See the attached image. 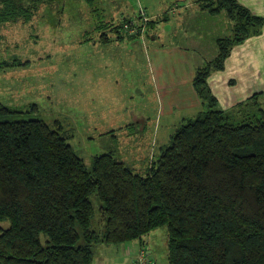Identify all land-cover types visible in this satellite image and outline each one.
<instances>
[{
  "label": "trees",
  "instance_id": "16d2710c",
  "mask_svg": "<svg viewBox=\"0 0 264 264\" xmlns=\"http://www.w3.org/2000/svg\"><path fill=\"white\" fill-rule=\"evenodd\" d=\"M191 1L199 11L224 14L231 32L217 40V56L193 81L208 111L177 130L144 168L130 171L107 154L95 157L89 172L69 144L75 131L60 119L50 126L15 118L20 113L0 105V222L9 223L0 232V264H93V246L140 242L160 228L166 229L168 264H264V115L230 124L207 83L234 48L261 34L264 19L236 0ZM40 4L0 0V24L26 28ZM121 28H112L114 39L103 32L100 43L122 41ZM22 60L0 67L34 70ZM57 84L54 78L53 87L44 88L37 77L32 101L47 96L66 104ZM76 126L87 129L85 122ZM92 195L102 204L100 233L92 229Z\"/></svg>",
  "mask_w": 264,
  "mask_h": 264
},
{
  "label": "rangeland",
  "instance_id": "374dc122",
  "mask_svg": "<svg viewBox=\"0 0 264 264\" xmlns=\"http://www.w3.org/2000/svg\"><path fill=\"white\" fill-rule=\"evenodd\" d=\"M15 1H24L27 4L30 1L38 5L44 2L37 7L35 18L26 28L12 22L0 24V63H19L14 60L23 59L22 61L31 62L34 68L33 71H23L24 68L20 65L12 69L0 67V105L20 113L14 115L15 118H37L50 126H54L55 119H60L61 124L68 131L71 126L66 122L72 114L75 115L74 117H79L77 116L78 110L84 112L88 110L92 114H95L93 110L99 111V106L102 103L95 102V107L92 110L85 106L88 101L86 88L89 86L94 95L100 96L102 95L101 89L113 90L114 87L104 86V84L109 81L106 76L116 66L137 67V69L123 71L126 74L122 76L123 79L120 83H124L121 89L114 90V94L116 93L114 101L119 105L131 100L120 95L121 92L127 94L134 91L135 100L140 99L137 97L140 95V90H134V85L139 84L140 89L146 93L144 101L147 111L153 113L156 102L153 95L154 90L150 84H154L155 75H160L158 78L165 81L162 85V94L158 90L161 121L158 120L155 124L156 132L152 138V157L156 160L159 159L161 151L171 144L177 130L189 120L200 115L197 103H202V113L208 111L195 91L193 81L196 73L203 72L207 68V63L212 62L217 56V39L231 32V23L224 14L210 15L206 11L195 12L197 10H194L195 14L189 20L187 17L184 18L183 14V24L177 27L182 28V35L176 40L177 44L182 46V61L179 63L177 59H173L172 71L166 63L169 70L162 68L161 73L159 68L153 66L151 69L145 58V53L150 45L158 44L151 42L159 35L162 45L165 48L169 46L167 23L174 27L178 19L169 11L170 8H176L172 0ZM138 3L142 4L144 8H148L153 14L146 13L144 9L139 10ZM161 19H165V21H160ZM149 22H153L151 27L148 26ZM126 24L130 26V29H135L130 34L133 35L131 38H128L130 36L127 37L121 28L120 31L124 34L122 41L108 42L107 46L100 43L99 36L103 32L107 33L110 39H114L117 35L113 34L112 28L123 27ZM106 50L109 52L110 59L105 58L102 54ZM173 57L176 58L174 55ZM104 59L109 60L106 62L107 68H104ZM63 61L66 63L65 68L62 65ZM55 67L57 69L54 74ZM96 67H100V70L104 71L100 78L91 75L92 69ZM40 75L44 88L53 87L54 78L58 79V99L65 100L66 104L55 103L52 98L49 100L47 96L44 99H38L37 103L32 101L29 89L31 85L37 83V77ZM113 95L108 98L110 109L107 122L110 126L119 123L117 117L126 118L122 117L123 111L119 105H110ZM246 111L243 114L250 116L256 109L250 106L246 108ZM243 114L239 118L241 121L232 120L231 122L235 125L242 124ZM257 114L261 117L258 109ZM84 121V119L76 120L75 125ZM159 128L160 132L157 133ZM105 140L108 139H88L78 131L75 132L73 138L69 139V144L73 152L84 161L87 170L91 172L94 158L107 155L109 148L102 145ZM108 141L110 142V140ZM108 147L110 146L108 145ZM90 201L95 211L92 229L96 233H100L103 230L102 219L99 215V208L102 204L95 195L90 197ZM8 228V222H0V232ZM147 237L149 238L147 239ZM147 237L144 239L149 241L148 247L152 252V260L156 264H168L166 229L160 228ZM46 241V237L41 235L40 242L43 246ZM78 244H83V242L80 240ZM137 247L138 241L122 246H108L99 243L93 246V264H118L116 260H119L121 264H134V258L138 253Z\"/></svg>",
  "mask_w": 264,
  "mask_h": 264
},
{
  "label": "crops",
  "instance_id": "0c3cea01",
  "mask_svg": "<svg viewBox=\"0 0 264 264\" xmlns=\"http://www.w3.org/2000/svg\"><path fill=\"white\" fill-rule=\"evenodd\" d=\"M236 1L248 9L253 15L264 19V0ZM172 3H175L176 8H170L169 11L172 12L175 17H178V19L174 27L167 23V41L169 46L165 48L162 45L159 41V35L157 39H153L151 42L158 44L150 45L145 53V58L147 59L148 65L151 66V69L154 66L155 68H159L161 73L162 68L169 70L166 63L171 67L172 71V64L174 63L172 60L177 59L179 63L182 61V46L177 44L176 40L182 35V28L177 27L183 24V14L184 18L187 17V20H189L192 18V15L195 14L194 10H197L195 12L199 11L191 0H172ZM138 9H144L146 13L153 14L148 8H144L142 4L140 5L139 3ZM138 9H136V11H138ZM158 31L159 28L157 29V32ZM228 35L220 36V38L227 37ZM102 54L105 58H109L108 50L103 51ZM173 55L176 58H174ZM107 61L109 60L104 59V68H107ZM129 69H137V67H114L111 73L106 76L109 81H106L104 84V86L108 85L114 88L113 90L101 89V96L94 95L93 90L86 85V89L88 90L86 95L88 97L87 108L92 110L95 107V102L102 103V105L99 106V111L93 110L95 114H92L88 110L85 112L79 110L77 113L79 117H74L75 115L72 114L66 124L71 126V130L78 132L79 130L76 128L75 121L84 119L87 129L83 134L88 139L92 140L97 138L110 140V142L105 140L102 143L104 147L109 148L107 154L112 155L118 162L123 163L130 171L136 172L144 168L145 165L151 164L152 161L150 156L152 157V138L156 132L155 124L158 120L161 121V116H159L160 100L158 90L162 94V85L165 81L158 78L160 75H155L157 82L153 79L154 84H150L152 90H154L153 95L156 102V108L153 113H148L147 111V106L144 101L146 93L140 89L139 84L134 85V90H140V95H137L140 99L135 100L136 96L134 91H130L127 94L121 92L120 95H124L125 98L131 100L130 102H124L119 105L114 101L116 96L114 90L121 89L124 82L120 83V81L123 79L122 76L126 74L123 71ZM103 73L104 71L103 69L100 70V67L93 68L91 71V75L98 78H100ZM207 83L212 95L217 100V110L223 111L230 120L241 121V119H239L241 114L246 113V108L250 106L255 107L256 111L250 116L243 114L244 118H247L245 120L243 118V123L260 118L257 114V109L260 111L262 117L264 115V26L260 35L251 37L234 48L229 57L225 60L223 70L211 74ZM116 85L117 88H115ZM125 86L127 85L125 84ZM110 95H113L110 105H119L123 111L122 117H126H117L119 123L111 126L107 122L109 119L108 112L110 108L108 105V98ZM251 102L253 103L250 104ZM201 105L202 103L200 102L196 105L198 106L199 114L201 112ZM230 124L235 125L232 122ZM159 132L160 128L157 133ZM108 145L110 147H108ZM148 238L149 237H147V239ZM147 239L138 242V247L136 249L138 253L142 247L147 248L149 242ZM131 249H133V247H131ZM147 249V255L152 254L150 249ZM128 252H130V250H128ZM137 255L134 258L135 260ZM116 261L118 264H121L119 260Z\"/></svg>",
  "mask_w": 264,
  "mask_h": 264
},
{
  "label": "built area",
  "instance_id": "2783aa9c",
  "mask_svg": "<svg viewBox=\"0 0 264 264\" xmlns=\"http://www.w3.org/2000/svg\"><path fill=\"white\" fill-rule=\"evenodd\" d=\"M123 30L128 34H132L134 32V29H130V26H128L127 24L123 26ZM147 252L145 250L144 247H142L137 255V258L135 260L134 264H148V260H147Z\"/></svg>",
  "mask_w": 264,
  "mask_h": 264
}]
</instances>
